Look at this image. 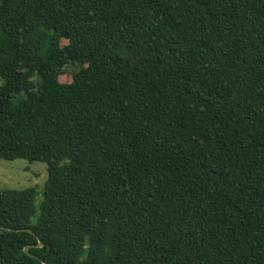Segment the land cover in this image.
Here are the masks:
<instances>
[{
    "label": "trees",
    "instance_id": "trees-1",
    "mask_svg": "<svg viewBox=\"0 0 264 264\" xmlns=\"http://www.w3.org/2000/svg\"><path fill=\"white\" fill-rule=\"evenodd\" d=\"M14 158L0 264H264V0H0Z\"/></svg>",
    "mask_w": 264,
    "mask_h": 264
},
{
    "label": "rangeland",
    "instance_id": "rangeland-1",
    "mask_svg": "<svg viewBox=\"0 0 264 264\" xmlns=\"http://www.w3.org/2000/svg\"><path fill=\"white\" fill-rule=\"evenodd\" d=\"M76 64L67 65L60 80L69 82ZM47 178V165L43 161H28L23 158L0 159V189L33 188L36 191L35 202L38 205Z\"/></svg>",
    "mask_w": 264,
    "mask_h": 264
},
{
    "label": "water",
    "instance_id": "water-1",
    "mask_svg": "<svg viewBox=\"0 0 264 264\" xmlns=\"http://www.w3.org/2000/svg\"><path fill=\"white\" fill-rule=\"evenodd\" d=\"M24 230L31 232L29 229H24ZM41 244H42L41 241H39L38 244H37V246H40ZM27 247H28V246L24 247V252L27 253V254L30 255V256H34V254H32V253H30V252L27 251ZM41 262H42L43 264H46V262H43V261H41Z\"/></svg>",
    "mask_w": 264,
    "mask_h": 264
}]
</instances>
